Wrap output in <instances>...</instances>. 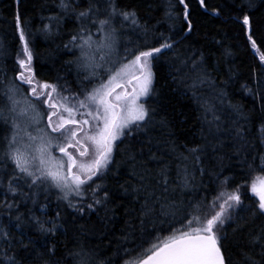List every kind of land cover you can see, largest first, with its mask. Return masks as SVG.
I'll list each match as a JSON object with an SVG mask.
<instances>
[{
	"label": "snow or ice",
	"instance_id": "snow-or-ice-1",
	"mask_svg": "<svg viewBox=\"0 0 264 264\" xmlns=\"http://www.w3.org/2000/svg\"><path fill=\"white\" fill-rule=\"evenodd\" d=\"M22 2L0 41V264H264V176L224 174L264 173V0ZM40 37L73 84L38 79ZM237 49L260 53L248 111L228 90ZM161 60L198 139L160 116Z\"/></svg>",
	"mask_w": 264,
	"mask_h": 264
},
{
	"label": "trees",
	"instance_id": "trees-1",
	"mask_svg": "<svg viewBox=\"0 0 264 264\" xmlns=\"http://www.w3.org/2000/svg\"><path fill=\"white\" fill-rule=\"evenodd\" d=\"M220 0H208L209 6L219 3ZM20 9L24 12L25 15L31 14V0H23L20 5ZM16 10L15 0H0V41H4V38H11L14 29V23L12 20L13 13ZM215 27L213 25L209 26ZM60 41L56 40L54 42L45 41L42 37L37 38L35 51L37 53V59L34 62V66L37 72L38 79L54 81L57 76L67 77V80L70 84H73L70 74L67 73L68 66L65 65V61L70 59L69 55L64 54L63 50H55L57 44ZM264 51V50H262ZM219 55V54H217ZM260 53H256L255 57L251 53H245L243 49H237L236 55L231 59L233 67L238 70V79L234 85H229V92L232 95V100L234 103H240L245 111L250 110L253 107L252 98L245 94L244 89L241 88V85L248 83L251 79V70L258 63V56ZM14 56V53H13ZM12 57L9 58L8 63H11ZM4 63V60L0 58V64ZM74 71V70H73ZM168 65L161 60V65L157 71V81L156 86L158 89H161L160 93V116H167L168 118H175L176 120H182L185 116L188 118V124L186 125V131L189 133L187 139L192 140L193 136L197 139L199 138V124L196 121V116L199 114L197 112V105L188 98H182L176 93H172L169 90L168 83H170L169 78L167 77ZM225 72H227V65H225ZM11 75V73H10ZM224 76H220V79H224ZM166 81L168 83H166ZM64 81L62 80L61 83ZM251 86V85H249ZM191 94L188 93V96ZM258 106V104H257ZM162 131V130H160ZM154 136L159 135V132H153ZM183 139V137H182ZM225 153H229L230 149H223ZM212 150L208 149V156L204 159V165L206 167H211L214 160L211 159ZM232 164L231 168L225 169V175H235V178L241 182H246L247 185L257 179L258 177L264 176V173L259 171L253 172L251 174H246L241 178L239 173V168L235 166L234 161L230 162L225 159L224 164ZM219 170V169H218ZM246 197H251V192L245 189ZM249 199H245V204H248ZM79 224H84L87 228L92 229L93 232L97 233L96 235L90 234L88 239L92 243H99L100 237L98 233L102 230V225L99 222L97 216L92 214L91 216H86L83 219L78 221Z\"/></svg>",
	"mask_w": 264,
	"mask_h": 264
},
{
	"label": "rangeland",
	"instance_id": "rangeland-1",
	"mask_svg": "<svg viewBox=\"0 0 264 264\" xmlns=\"http://www.w3.org/2000/svg\"><path fill=\"white\" fill-rule=\"evenodd\" d=\"M67 73H69L68 71H67ZM70 74V73H69ZM71 75V74H70ZM71 79L73 80V82L75 81V72L73 71V74H72V76H71ZM256 180V179H255ZM251 185V184H250Z\"/></svg>",
	"mask_w": 264,
	"mask_h": 264
}]
</instances>
